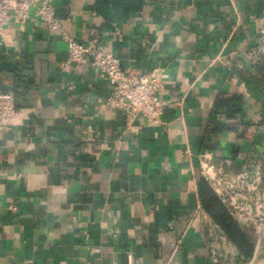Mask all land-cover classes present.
Listing matches in <instances>:
<instances>
[{"label":"crops","instance_id":"obj_1","mask_svg":"<svg viewBox=\"0 0 264 264\" xmlns=\"http://www.w3.org/2000/svg\"><path fill=\"white\" fill-rule=\"evenodd\" d=\"M122 1L105 14L97 0H52L58 32L33 21L4 30L0 94L17 115L0 131V264H214L202 156L231 176L253 171L252 158L264 170V110L246 86H264L260 50L246 53L264 44V0ZM63 36L158 71L163 125L127 128L108 84L65 66ZM220 98L239 99L242 115L227 121ZM225 252L223 264H242Z\"/></svg>","mask_w":264,"mask_h":264},{"label":"built area","instance_id":"obj_2","mask_svg":"<svg viewBox=\"0 0 264 264\" xmlns=\"http://www.w3.org/2000/svg\"><path fill=\"white\" fill-rule=\"evenodd\" d=\"M27 21L38 23L51 31L60 30L52 0H0V47L4 30L9 24ZM63 39L67 43L65 66L90 69L103 79L112 91L108 104L124 114L127 128L139 120L152 127L163 125L160 94L164 81L158 71L140 74L123 67L117 55L97 45L95 38L89 44H81L66 36ZM252 49L260 50L253 63L264 66V44L252 45L246 53ZM16 115L14 96L0 94V131L10 129ZM250 161L254 170L245 168L235 176L229 175L222 165L211 163L210 155H203L200 162L201 179L224 204L231 217L244 225L264 221V187H259L264 170L259 160L252 158ZM208 239L207 247L212 262L223 264L227 256V242L217 226L210 227Z\"/></svg>","mask_w":264,"mask_h":264},{"label":"trees","instance_id":"obj_3","mask_svg":"<svg viewBox=\"0 0 264 264\" xmlns=\"http://www.w3.org/2000/svg\"><path fill=\"white\" fill-rule=\"evenodd\" d=\"M123 2L122 0H97V4L102 6V13L105 14L106 7L112 6L113 10L119 9L125 5ZM26 66L24 70H28ZM253 67L264 72L263 65L260 63L254 64ZM6 70L18 76L23 73L19 66L6 67ZM257 81L255 78L246 81L247 92L261 104L264 110V86ZM240 104L241 101L237 98H220L216 101L215 106L217 109H226V120L231 121L242 115ZM230 130H234L232 125H215L212 132L213 134H220ZM198 196L202 209L211 218L213 224L218 227L226 242L236 250L239 261L242 264L249 262L253 257L255 248L251 233L239 226L203 179H200L198 183Z\"/></svg>","mask_w":264,"mask_h":264},{"label":"rangeland","instance_id":"obj_4","mask_svg":"<svg viewBox=\"0 0 264 264\" xmlns=\"http://www.w3.org/2000/svg\"><path fill=\"white\" fill-rule=\"evenodd\" d=\"M259 187L261 189L262 187H264V177L261 180ZM237 223L239 224L240 227L251 233V237L254 242V245H256L257 242L259 241L258 250L256 253V255L258 254V256L257 257L255 256L253 264H264V230H262V228L264 227V221L263 220L261 222L257 221L254 224H246V225L242 224L241 222H237ZM259 246H260V250H259Z\"/></svg>","mask_w":264,"mask_h":264},{"label":"water","instance_id":"obj_5","mask_svg":"<svg viewBox=\"0 0 264 264\" xmlns=\"http://www.w3.org/2000/svg\"><path fill=\"white\" fill-rule=\"evenodd\" d=\"M258 245H259V241H258L257 244L255 245L254 253H253V257H252V259L249 261L248 264H253V262H254V258H255V256H256V253H257V250H258Z\"/></svg>","mask_w":264,"mask_h":264}]
</instances>
